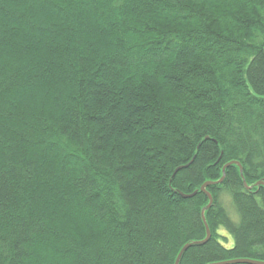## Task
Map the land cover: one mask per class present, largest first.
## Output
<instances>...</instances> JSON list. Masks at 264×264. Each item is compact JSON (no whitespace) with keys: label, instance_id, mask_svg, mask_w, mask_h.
<instances>
[{"label":"trees","instance_id":"obj_1","mask_svg":"<svg viewBox=\"0 0 264 264\" xmlns=\"http://www.w3.org/2000/svg\"><path fill=\"white\" fill-rule=\"evenodd\" d=\"M259 60L264 0H0V264L264 262Z\"/></svg>","mask_w":264,"mask_h":264},{"label":"snow or ice","instance_id":"obj_2","mask_svg":"<svg viewBox=\"0 0 264 264\" xmlns=\"http://www.w3.org/2000/svg\"><path fill=\"white\" fill-rule=\"evenodd\" d=\"M245 71L247 73L246 78L252 81L251 87L255 89V91H252L251 93L252 96L255 97L258 101L264 102V60L250 63V66L247 67ZM223 235H226V233H224ZM186 251H188L187 247L182 249V252L178 254L180 259L184 258L183 252Z\"/></svg>","mask_w":264,"mask_h":264},{"label":"water","instance_id":"obj_3","mask_svg":"<svg viewBox=\"0 0 264 264\" xmlns=\"http://www.w3.org/2000/svg\"><path fill=\"white\" fill-rule=\"evenodd\" d=\"M240 177H242V169H241V168H240ZM242 179L244 180L243 177H242ZM243 183H244V185H245V182H244V181H243ZM210 184H211V183H205V185H203V186L199 189L202 193L206 194L207 197H208V200H210V202H209V206H208L207 208H209V207L211 206L212 202H213V200L211 199L210 194L205 192V188H206L207 186H209ZM247 189H250V188L248 187ZM195 193H196V192H195ZM195 193H194L193 195H190V197H191V196H194ZM205 227H206L205 229H206V232H207L206 238H205V240L202 241V242H197L196 245H197V244H202V243L206 242V241L208 240V238L210 237L211 233L209 232L208 227H207V226H205ZM192 245H195V244H186V246H184L182 249H184L185 247L188 248V247H190V246H192ZM182 249L179 251L178 254H180V253L182 252ZM183 253H184V252H183ZM178 254H177V255H178ZM180 260H181V259L179 258V255H178L174 264H179ZM241 263H246V264H264V262H262V263L254 262V261L250 262V261H247V260H241V261H230V262H228V263H223V264H241ZM221 264H222V263H221Z\"/></svg>","mask_w":264,"mask_h":264},{"label":"bare ground","instance_id":"obj_4","mask_svg":"<svg viewBox=\"0 0 264 264\" xmlns=\"http://www.w3.org/2000/svg\"><path fill=\"white\" fill-rule=\"evenodd\" d=\"M205 185V184H204ZM202 187V186H201ZM200 187V188H201ZM201 192V191H200ZM205 192L207 193V190H206V188H205ZM206 195V194H205ZM207 196V195H206ZM211 196V195H210ZM208 198V197H207ZM212 199V198H211ZM209 206V204L204 208V209H202V214H201V216H202V222L204 223V226H207V224H206V221H205V219H204V214H205V212H206V210L207 209H209V208H207ZM206 228V227H205Z\"/></svg>","mask_w":264,"mask_h":264},{"label":"rangeland","instance_id":"obj_5","mask_svg":"<svg viewBox=\"0 0 264 264\" xmlns=\"http://www.w3.org/2000/svg\"><path fill=\"white\" fill-rule=\"evenodd\" d=\"M225 206H226L227 210H231L232 211V207H231L229 199L225 200ZM231 218H235V215L231 214Z\"/></svg>","mask_w":264,"mask_h":264}]
</instances>
